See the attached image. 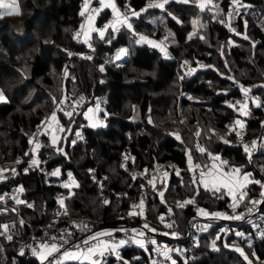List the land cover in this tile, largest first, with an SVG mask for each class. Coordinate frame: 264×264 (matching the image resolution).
<instances>
[{
	"label": "trees",
	"instance_id": "obj_1",
	"mask_svg": "<svg viewBox=\"0 0 264 264\" xmlns=\"http://www.w3.org/2000/svg\"><path fill=\"white\" fill-rule=\"evenodd\" d=\"M149 2L117 0L119 6L137 12L145 9ZM212 2L219 11L217 8L204 11L209 18L206 30L217 41L203 43L206 35L199 33L201 28L196 26L194 29L191 21L198 16L192 2L184 4L172 0L164 10L151 8L142 12L139 18H131L135 33L142 32L156 42L161 37L167 42L165 33H171L167 56L148 43H135L132 32L121 28L112 44L95 37L93 47L99 53L114 45H126L128 61L119 66H104L105 71L100 72L102 64L97 55L91 60L75 59L71 71L76 80L72 83L62 81V72L67 51L78 47L72 41L71 33L83 23V17L79 15L83 0H19V15L0 17V89L7 97L6 102L0 103V161L24 154L29 136L50 114L56 104L54 99L58 101L61 92L68 99L85 97V106L94 104L99 96L107 95L105 110L113 114L107 125L84 129V141L76 140L75 136L82 117L73 116L69 120L59 114L64 128L72 129L60 136L62 141L71 140L62 145L66 155L54 153L50 137L45 134L41 154L49 158L50 165H60L64 172H72L79 187L71 189L73 194L64 197L65 206L61 207L59 200L54 198V194L61 191L58 187L49 185L37 173L23 176L19 180L24 189L23 197L35 202L33 207L23 206L20 210L24 227L32 225L54 231L69 221L90 220L100 229L123 225L140 228L148 224V229L157 232L163 229V223L167 221L165 214L170 208L176 242L188 252L186 259L174 255L175 264H249V261L264 264V237L256 236L251 229H242L239 249L243 255L230 248L228 240L218 237L220 224L211 226L196 241L186 238L196 206L208 209L222 205L211 191L201 188L197 196L191 186L188 153H192L193 161L201 164L208 158L196 150L197 145L214 155L226 157L242 173L253 172L254 178L264 180V106L258 108L248 103V115L239 118L236 109L223 105L228 98L243 97L238 84L248 89L252 87L255 97L261 94L252 83L254 74L260 73V67L264 68V56L255 52L264 53V23L258 22L264 12V0H240L249 7L242 8L233 21L238 32H245L254 40L253 51L259 58L257 65L246 62L249 54L241 47L245 42L234 36L233 40L223 25L230 12L231 0ZM109 13H102L96 24H101ZM153 16L159 19L151 21ZM194 31L197 34L189 39ZM230 39L234 45L228 43ZM220 45L226 47L224 56L231 59L235 66L233 71L226 69L219 55ZM188 67L196 68L191 75L187 74ZM142 72L146 74L141 75ZM224 72L234 75L238 81L222 76ZM259 98L264 104V95ZM236 119L242 120L249 141L261 134L259 148L251 159L236 144V135L227 128V124H235ZM72 141L76 142L73 144ZM125 149L130 150L129 169L142 171V176L136 175V179H133V172L128 173L120 166ZM166 160L177 164L179 175L170 170L165 202L162 203L158 191L164 189L154 191L147 180L154 164ZM118 192L124 194L116 195ZM256 193V184L250 183L244 203ZM105 196H108L107 204L104 203ZM140 197L147 199L143 215L130 216V201ZM190 198L195 202L186 208L173 206L176 201ZM11 217L10 213L0 214V221ZM159 232L158 240H164ZM16 240L17 236L8 240L5 235H0V264H39L35 260L15 257ZM122 252L132 261L142 255L140 250L125 249Z\"/></svg>",
	"mask_w": 264,
	"mask_h": 264
},
{
	"label": "built area",
	"instance_id": "obj_2",
	"mask_svg": "<svg viewBox=\"0 0 264 264\" xmlns=\"http://www.w3.org/2000/svg\"><path fill=\"white\" fill-rule=\"evenodd\" d=\"M117 8L120 10L121 13H124L128 7L126 6H119L117 4V0H114ZM241 3V2H240ZM93 7H99V4L96 2V0H93ZM230 10L233 9V2L231 0L230 2ZM105 11H109L110 13L106 16V19L99 25L96 24V21L98 17ZM130 15V13H129ZM132 18V17H131ZM114 19L113 13L111 9H104L103 11L100 12V14L96 17L94 26L96 28H103L105 24L109 23ZM130 22L132 23V20L130 19ZM83 23H85V20L83 18ZM82 23V24H83ZM81 26V25H80ZM77 27L74 29L71 33V39L72 41L78 46L75 49H71L67 51V59L65 62V67L62 72V81H70L75 82L76 76L75 74L72 73L71 69L74 66V61L75 59H85L87 56H94L97 55L98 59L100 60L101 64L104 66H119L129 59V50L126 55L122 56L120 60L115 59L116 52L119 48H127L126 45L123 44H118L114 45L108 49L102 50L99 53L95 52L94 47H93V40L95 37H98V33H92V39L90 40V43L92 44V48H89L87 44L83 43L84 37L81 36L79 38H74L75 33L77 31H80L81 28ZM126 28V27H122ZM127 29V28H126ZM109 32H111V29H109ZM108 33H106L107 35ZM116 33V37H117ZM137 35H133V39L136 40L138 39V36L140 34L145 35L142 32L136 33ZM99 38V37H98ZM149 38V37H148ZM150 39V38H149ZM164 41V37H161L157 43L160 41ZM110 45V44H109ZM72 53L71 56L68 55V53ZM65 69L68 70V78H65L64 73ZM241 86L245 87L244 85H240L239 88L241 90ZM246 88V87H245ZM78 96L75 99H67V102L63 105H59L60 108H63L65 111L71 110V106L74 105L75 100L79 99ZM252 97V96H251ZM255 97V96H254ZM65 94L64 92L61 93L59 100L65 99ZM243 97L240 98H228L223 102V105L228 106L229 103H234L236 101H242ZM257 98L259 97H255ZM85 99V97H84ZM260 99V98H259ZM100 102V107L103 111L99 113V117L103 119V124L99 125L97 127H103L108 124L109 118L113 116L112 113L106 112V105L108 102V97L107 95H101L99 96L94 104L93 107L95 106L96 102ZM260 102V100H258ZM84 102V101H83ZM76 107L75 114L73 116H81L82 121L80 123V126L76 130L79 131L82 135V139L77 138L76 140L79 141H84L85 138V131L84 129L90 128L91 124L88 122L87 119H85L82 115H79V113L85 111L87 108L91 106H85L84 104ZM239 106V105H237ZM58 105L57 103L54 105L52 108L50 114L46 117L49 118L51 116V113L53 111H57ZM107 113V118L104 119V113ZM63 114L61 111H57V117L58 121L61 125L62 122L59 120V114ZM64 115V114H63ZM67 117V116H66ZM46 118L44 119L43 122L46 121ZM68 118V117H67ZM42 122V123H43ZM48 124H51V128H48L47 126L42 127V124L38 125L34 132L29 136L28 138V144L25 147L24 154L20 155L18 157L12 158V159H3L0 161V197H3V200H0V214H9L12 216L10 219L7 220H2L0 221V225L2 224H8V225H15V227H11L8 231V233L5 234L7 235H12V238L14 236H17L16 244H15V257L16 258H23L26 261L29 260H35L37 263L41 264V261L37 258V256L33 255L32 248H35L38 246L40 242L48 241L49 243L53 242L51 238L55 237L57 244L63 243V241L60 240L61 236H64L65 239L68 240V243L64 245V248L61 249V252L64 251L67 248H70L72 245L79 244L81 243L85 238L92 236L94 233H98L101 231L104 232H110L112 235L111 236H105L101 237L100 239L104 240H112V241H119L120 239L128 240L129 242L126 243L124 246L118 248V253L119 257L117 258V255L115 253H106L104 257L101 259V264H124V262H127V264H153L154 261L157 262V264H170L171 259H165L163 255L160 254V250H163L164 248L171 249L170 251V258L173 257L174 255L186 259L188 258V252L187 249L184 247L180 246L177 244L176 239L174 236H172L173 231L168 227V225H172V213L171 212H166L165 217L167 219L166 221V226H167V234H162L164 236V240L159 241L158 234L155 231H152L151 229H144L143 227L136 228L132 226H115V227H110V228H97L93 222L90 220H75V221H69L67 223H63L59 225L54 231H48L46 227L42 228H34L32 225H28L26 227L20 225L19 221L22 220L20 217V210L23 206L27 207L26 204H34V200L32 198H24L23 193L17 192V189L21 187V184L19 180L23 177L26 176L30 173H37L39 175H42L45 180L48 182L49 185H54L58 187L61 191L57 192L54 194V198L56 200H59L61 198H64L67 194H69V190H65L64 187H62V184L64 182H67V173L64 172L61 168L60 165H50L49 164V158L47 156H43L41 154V149H35V142L29 143L30 139L33 138L35 134L39 132L44 133L45 131H50L53 133V130L56 128V122L55 121H47ZM95 127V128H97ZM93 128V127H91ZM227 128L236 135V144L243 148V145L247 144L249 146L252 145V142H256V147L254 150L251 151V154L248 155V159H251V155L254 152H257L259 148V142H260V137H255L249 141V139L246 137V131L244 128H241L240 126H236L234 123H229L227 124ZM234 129V131H233ZM63 133V132H62ZM62 133L57 132V135H62ZM239 133V135H237ZM44 134L39 135L38 139L39 142L42 145V138ZM244 150V148H243ZM54 152H57L55 148H53ZM28 153V155H26ZM125 156L128 157L127 160H125V156L120 162V166L124 171L126 172H135V170H130L129 169V162L131 161V155H130V150L125 149L124 151ZM129 154V155H128ZM218 155L221 160L216 161V163L221 167V168H226L227 170H230L234 166L226 159V157L220 155V154H215ZM36 159L38 160V165H32L31 160ZM221 161H226L227 165L224 166L221 164ZM19 162V163H18ZM194 164L199 163L200 161H193ZM205 163H210L209 159H206ZM57 168L61 170V175L59 177H53L50 175L51 172L55 171ZM15 169V171H13ZM27 169V171H25ZM170 170L173 171V173L176 174V172H179V168L176 163L166 160L164 162H157L154 164L153 168L150 171V178H152L153 175H156L158 178L155 181L156 183V188L158 190H163L164 186L166 185L167 179L163 178V173L166 171L168 174H170ZM138 176L142 174V171H136ZM94 171H92L93 175ZM193 174V172H192ZM169 176V175H168ZM260 180L261 183H264L263 179H257ZM65 190V191H64ZM243 191H247V185ZM241 189L237 190V196L239 195V192ZM261 191H264L260 187V185H257V193L256 195L252 198L254 200H264V197L260 196ZM72 192V191H71ZM116 195L119 194H124L123 192H118L115 193ZM13 197H18L21 200H24L26 203L25 204H16L15 200L12 199ZM108 196H105L104 199H107ZM144 200V204H147V199L144 197L140 198H134L130 201V211H132V205L134 204H139L140 200ZM222 201V205L218 208H202L199 206L195 207L196 214L192 217L189 226L187 227V232H186V238L189 241H196L201 237L204 233H206L211 226H214L216 224L221 225V231L218 233L219 238H223L225 240H228V246L233 249H237L240 247V240L242 236L236 235V233H242V229L248 228L253 230V233L258 236V237H264V203L258 204L255 207L251 203H244L241 202L239 204V207L235 209V212H233L232 207L230 205L233 203L232 197H228L227 195H224L223 199H218ZM183 203L184 201H176L173 203V206L175 208H180L177 206V203ZM245 205H242V204ZM188 205H186L183 208H186ZM248 208H253V211L251 213L248 212ZM15 209V211H13ZM198 209H204L209 213L212 212H220L224 213L228 216L232 215H241L243 218L240 220H235V219H224V218H210V217H202L198 213ZM137 212L140 210L137 209ZM43 214H45V211H43ZM84 225L87 226L86 231H81V227ZM208 226L205 230V226ZM135 229L137 232L143 231L145 235L143 237H137V233L133 232L132 230ZM1 232H3V229L0 228ZM69 233L71 235H69ZM161 234V233H160ZM136 237L139 239H142L145 243V247L141 248L137 244L131 242L130 238ZM154 240L156 243L153 244L151 241ZM163 244L160 245V242ZM92 243H95L93 241ZM125 249H131V250H140L142 252V255L136 257V261H132V259L126 257L122 250ZM23 250V254H21V251ZM54 255H59V253H56ZM96 257H94L95 259ZM49 259H52V257H49ZM45 264H47V261H45ZM65 264H79L78 261H65ZM84 264H88V261H85Z\"/></svg>",
	"mask_w": 264,
	"mask_h": 264
},
{
	"label": "snow or ice",
	"instance_id": "obj_3",
	"mask_svg": "<svg viewBox=\"0 0 264 264\" xmlns=\"http://www.w3.org/2000/svg\"><path fill=\"white\" fill-rule=\"evenodd\" d=\"M96 2L99 4V7H93V0H83L82 4V10L80 11L79 15L84 18L85 23L81 24L80 31H77L75 33L74 38H79L81 36L84 37L83 43L87 44L89 48H92V44L90 43V40L92 39V33H98V37L100 40L104 41L107 44H112L113 40L116 39V33H118L122 27H126L129 31L133 33V35H137L135 33L133 24L130 22L131 17L139 18L141 13L144 11H147L151 8H159L164 10L165 5L172 2V0H156V2H150L147 4V7L145 9H142L141 12H137L132 9H127L124 13H121L120 10L117 8L114 0H96ZM176 2L189 4L192 2L196 7L199 8L200 12H204L205 10L211 11L212 8H217V11H219L218 6L213 4L212 0H176ZM233 2V9L229 13V19H231V16L233 14L239 15L240 10L242 8L249 7L246 4L240 3V0H232ZM104 9H111L113 13L114 19L110 21L109 23L105 24L103 28H96L94 26L96 17L100 14L101 11ZM20 9L19 4L17 0H0V17L3 16H10L13 14L19 15ZM130 13V15H129ZM168 15H172L171 13H168ZM172 19L176 20L177 18L175 16H172ZM179 23L180 21L177 20ZM194 29L198 25L199 28H204L205 25L200 21V18L197 17L196 19H193L191 21ZM221 23H223L221 21ZM245 28H247V20L244 21ZM109 29H111V32H109ZM234 31V30H233ZM106 33H108V36L106 37ZM196 31H194L190 36L189 39H191V36L196 35ZM169 36H171V33H169ZM201 39L203 37H200ZM245 40L248 39L247 35H244L243 37ZM167 39V37L165 38ZM142 42L148 43L152 45L154 48H159V50L165 54V56L168 55L166 47L164 46V41H160L157 43L156 41L149 39L147 36L140 34L138 36V39L135 40V43L140 44ZM128 52L127 48H119L116 52L115 59L120 60L122 56L126 55ZM69 56L72 55V53H68ZM86 59L91 60V56L85 57ZM184 64L187 65L188 62L184 61ZM201 67H204V65H200ZM100 72H104L105 68L104 65H101L99 68ZM192 71H195L194 69H191L188 74H191ZM68 70L65 69L64 76L65 78H68ZM183 78V77H181ZM228 79H232L231 77H228ZM103 83V81H101ZM264 86V85H262ZM241 91L244 94V99L242 101H236L234 103H229V107H232L236 109L239 113V115L247 116L248 115V93L250 89L245 88L241 86ZM68 98L62 99L60 101H56L54 99V103H57L58 108L57 111L63 112L64 116H67L69 120L72 119L73 115L75 114L76 107L80 106L82 102L84 101V97L81 96L79 99L75 100L74 105L71 106V110L65 111L63 108H60L59 105H63L67 102ZM0 101H5V96L2 92H0ZM252 103L255 105V107H262L264 104H261L258 100H252ZM237 105H239V108H237ZM57 111H53L51 113V116L49 118H46V121L42 123V127L47 126L48 128H51V124H48L47 121H55L56 122V128L53 130V134L51 135V146H53L57 151H60L63 153V149L58 146V140L60 139L57 132L62 133L65 131L71 132L72 129L68 128L65 129L63 125H61L58 121L57 117ZM103 111L100 107V102L97 101L94 107H89L85 111L79 113V115H82L85 119L94 121L91 123V127L95 128L99 125L103 124V119L99 117V113ZM91 114V115H90ZM107 113H104V119L107 118ZM149 123H151V120H149ZM235 124L239 125L241 128L244 127L243 122L240 119L235 120ZM234 131V129H233ZM45 134L47 135V131L44 133H41L38 131L37 134L33 136L32 139H30L29 143L35 142V149H40L42 147L41 143L39 142V135ZM197 136L200 135L199 132L196 133ZM239 135V133H237ZM75 136L77 138L82 139V135L79 131L75 132ZM177 139H179V136L177 135ZM76 141H72L74 144ZM225 143L228 141L225 140ZM256 147V142L253 141L252 145L249 146L247 144L243 145L244 151L251 154V151L254 150ZM196 150L202 154L206 155L210 161V163L205 164H199L193 163V157L192 153H188V165H189V171L193 172V176L191 179V186L194 188L196 195L198 196L200 194V189L203 188L205 191H211L213 195L217 199H223L224 195L227 194L228 196L232 197L233 203L230 205L232 207L233 212H235V209L239 207V204L244 201L245 197L247 196V191H243L247 184L249 183H256L259 184L262 189H264V183H261L259 180H251L250 176L251 173H242V170L238 167H233L230 170H227L226 168H220L217 167L216 161H220L221 158L218 155H214L207 151L205 147L197 145ZM66 155V153H63ZM28 155V153H26ZM128 157L125 156V160H127ZM19 163V162H18ZM38 160L32 159L31 164L32 165H38ZM221 164L226 166V161H221ZM15 171V169H13ZM27 171V169L25 170ZM145 173L148 172L147 169L144 170ZM53 177H59L61 175V170L57 168L55 171L50 173ZM168 172L163 173V178L168 177ZM176 175H179V172H176ZM157 176L153 175L151 179L147 180V184L152 187L154 191H157L156 183ZM133 179H136L135 176H133ZM183 182V181H182ZM62 187L65 189H69V195H72L71 189L73 187L78 188L79 184L73 177L72 172L67 173V182H64L62 184ZM143 188L144 185H141ZM241 189L239 192V195L237 196V190ZM222 190H225L222 192ZM24 191L23 187H20L17 189V192L22 193ZM165 191H167V185L164 186L163 191H158V195L161 198V202L164 203V196ZM219 194V195H217ZM261 197H264V191H261L260 193ZM12 199L15 200L16 204H25L26 202L24 200L19 199L18 197H13ZM0 200H3V197H0ZM195 202L194 198H190L187 201H184L183 203L178 202L177 206L180 208L185 207L188 204H193ZM105 204L109 203V201L105 200ZM249 203H251L254 207L258 204L264 203V200H254L249 199ZM59 204L61 207L65 206V199L61 198L59 199ZM27 207L31 208L33 207L32 204L28 203L26 204ZM145 207L144 200L141 199L139 204L132 205V211H130V216L135 215H143V209ZM139 209L140 211L137 212L136 210ZM15 211V209H13ZM253 211V208H248V212L251 213ZM169 212H171V209L169 208ZM198 213L201 216L210 217V218H224V219H235L240 220L243 217L241 215H232L228 216L224 213L220 212H212L209 213L204 209H198ZM67 214V211L65 210V215ZM161 221L163 222L164 217H160ZM20 225L23 226L24 221H19ZM11 227H15V225H8V224H2L0 225V228L3 229V232H0V235H5L8 233L9 229ZM168 227H171V225H168ZM208 226H205V230ZM144 229H148L149 225L144 224ZM81 231H86L87 226L84 225L80 229ZM152 231H155V229H151ZM133 232L137 233V237H143L145 233L143 231L137 232V230L133 229ZM69 235H71L69 233ZM112 234L110 232H98L94 233L92 236H89L85 238L81 243L72 245L70 248L65 249L61 252V249L64 248V245L68 243V240L65 239L64 236L60 237V240L63 241V243L57 244L54 242L56 240L55 237L51 238L53 242L49 243L48 241L40 242L37 247L32 248L33 255L37 256V258L41 261V264H45V261H47V264H65V261H78L79 264H84L85 261H88V264H101V259L104 257L106 253H115L117 255V258L119 257L118 248L124 246L126 243H128V240L120 239L119 241H112V240H104L100 239L101 237L105 236H111ZM236 235L243 236V233H236ZM7 239L11 240L12 235H7ZM131 242L137 244L139 247L144 248L145 243L142 239L132 237L130 238ZM95 241V243H92ZM151 243L155 244L156 242L154 240L151 241ZM237 251H240L243 255V252L241 249L237 248ZM172 251L171 249L164 248L163 250H160V254L164 256V258L171 259L169 256V252ZM56 253H59V255H54ZM21 254H23V250L21 251ZM49 257H52V259H49ZM94 257H96L94 259ZM245 259L247 260L248 257L245 256ZM124 264H127V262H124ZM153 264H157L156 261L153 262ZM172 264H175V261H172ZM249 264H251V261H249Z\"/></svg>",
	"mask_w": 264,
	"mask_h": 264
},
{
	"label": "rangeland",
	"instance_id": "obj_4",
	"mask_svg": "<svg viewBox=\"0 0 264 264\" xmlns=\"http://www.w3.org/2000/svg\"><path fill=\"white\" fill-rule=\"evenodd\" d=\"M17 2H18V4H19V0H17ZM19 6H20V4H19ZM230 11H232V10H230ZM170 13H171V11H169ZM230 13V12H229ZM229 13L227 14V16H226V22L223 24L227 29H228V32L230 33V35H231V37H237L238 39H241L242 41H244L245 43H244V46L242 45L241 47L243 48V50L244 51H246L248 54H249V56H248V58H247V60H246V62L249 64V65H257L258 64V61H259V58H257L256 56H255V52L256 53H258V54H260V55H262V56H264V53H262V52H260V51H253V49H254V40L252 39V37L251 36H249V35H247L245 32H243V33H240V32H238L237 30H236V27L234 26V24H233V21H234V19H236V17H237V15H235V14H233L232 16H231V19H229ZM196 15L200 18V21L205 25V30H201V29H199V33H203V34H205L206 35V41H203V43H208V41L209 42H211L213 39H216V37L215 36H213L212 37V35H209V32L206 30L207 29V27H206V23H207V20L209 19L208 18V16H207V14L206 13H204V12H200V10H199V8L198 7H196ZM155 18H156V20H158L159 18L157 17V16H153V17H151L150 19H151V21L153 20H155ZM224 22V21H223ZM258 22L260 23H264V12H263V14L259 17V20H258ZM197 27H199L198 25H197ZM234 30V31H233ZM169 31H166V33H165V36L167 37V42H165L164 43V46L165 47H167V45H170V38L169 37H171V36H169ZM244 35H247L248 36V39L247 40H245L243 37H244ZM232 38L233 40L235 39V38ZM233 40H231L230 39V41L228 42L229 44H233L234 45V41ZM216 41H217V39H216ZM229 44H228V46H229ZM225 48L226 47H224V46H218V49L220 50V52H219V55L221 56V58L223 59V62H224V65H225V67H226V69H228L229 71H233V69L235 68V66L231 63V59H229V57L228 56H224L225 55V53H224V51H225ZM222 51V52H221ZM263 60H264V58H263ZM188 66V65H187ZM200 67V66H199ZM206 67H212V66H206ZM191 69H196V68H193V67H188V70H186L187 71V74L189 73V71L191 70ZM213 69H215V68H213ZM260 69H262V70H260V73H255L254 74V76H253V83H252V86L254 87V89H256L258 92L257 93H261L260 95H264V86H262V85H264V68L263 67H260ZM193 73V71L191 72V74ZM224 73H227V72H224ZM221 74L222 76H224V77H226V78H228V77H231L232 79H235V80H237L238 81V79H236V77L234 76V75H232V74H230V73H227V74ZM144 74H146V73H144V72H142L141 73V75H144ZM151 74H153V72H151ZM190 74V75H191ZM140 75V76H141ZM240 85H243V84H238V86H240ZM250 89V91H249V93H248V97H249V101H248V103H250V105H253V103H252V100H254V99H256L255 97H254V95L255 94H253V92H252V87L251 88H249ZM0 92H2L3 94H4V92L0 89ZM242 92V91H241ZM62 93V92H61ZM61 93H60V95H61ZM243 94V93H242ZM260 95H258L259 97H260ZM4 96H5V94H4ZM243 97H244V94L242 95ZM252 96V97H251ZM244 98H242V100H243ZM257 100H260L259 98H257ZM7 101V97L5 96V101H0V103H2V102H6ZM83 104L85 105L86 104V99H84V102H83ZM91 107H93V104H91L90 105ZM237 108H239V107H237ZM248 113H249V105H248ZM237 114L239 115V113H238V111H237ZM244 118V117H246V116H242V115H239V118ZM242 121V120H241ZM60 138V137H59ZM67 140H70L69 138L68 139H63V141L62 140H58V146L60 147V148H62L63 149V153H64V147L62 146V145H65V143H66V141ZM71 141V140H70ZM59 154H61V155H64L62 152H60V151H57ZM57 152H54V153H57ZM201 164V163H200ZM243 173H251V176H250V179L251 180H253V181H255V180H257L256 178H254L253 177V172H243ZM136 175H138L137 174V172L135 171L134 172V174H133V176H135L136 177ZM141 176H142V174H141ZM192 176H193V174H192ZM149 179H151V178H149ZM167 179V178H166ZM260 181V180H259ZM250 184V183H249ZM249 184H247V186H249ZM256 184V183H255ZM258 184H256V186H257ZM73 188H76V187H73ZM72 188V189H73ZM66 190H69V189H66ZM222 192H223V190H222ZM225 195H227V194H225ZM144 198H146V197H144ZM242 205H245L244 203L242 204ZM201 216V215H200ZM202 217H205V216H202ZM164 225H163V229L162 230H158L157 232H159V233H161V234H167V232H166V228H167V226H166V223H163ZM170 229H172L171 227H170ZM221 231V230H220ZM173 235L172 236H174V237H176V232H175V230L173 231V233H172ZM163 242L164 241H162V243L160 242V245L161 244H163ZM172 261H174V259H173V257H171V262H170V264H172Z\"/></svg>",
	"mask_w": 264,
	"mask_h": 264
},
{
	"label": "crops",
	"instance_id": "obj_5",
	"mask_svg": "<svg viewBox=\"0 0 264 264\" xmlns=\"http://www.w3.org/2000/svg\"><path fill=\"white\" fill-rule=\"evenodd\" d=\"M91 115V114H90ZM88 122L91 124V123H93L94 121H90V120H88ZM48 134V136L50 137V141H51V135L53 134L52 132H50V131H48L47 132ZM61 135H58V137H60ZM217 164V163H216ZM217 167H220L218 164H217ZM221 168V167H220ZM223 191H225V190H223ZM228 196V195H227ZM228 197H230V196H228ZM169 256H171L170 255V253H169Z\"/></svg>",
	"mask_w": 264,
	"mask_h": 264
},
{
	"label": "water",
	"instance_id": "obj_6",
	"mask_svg": "<svg viewBox=\"0 0 264 264\" xmlns=\"http://www.w3.org/2000/svg\"><path fill=\"white\" fill-rule=\"evenodd\" d=\"M259 137H261V134L259 135Z\"/></svg>",
	"mask_w": 264,
	"mask_h": 264
}]
</instances>
